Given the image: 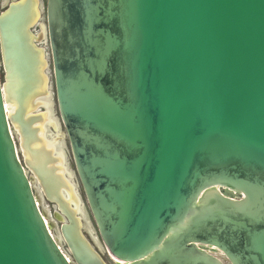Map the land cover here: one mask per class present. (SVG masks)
I'll return each mask as SVG.
<instances>
[{
    "label": "water",
    "instance_id": "95a60500",
    "mask_svg": "<svg viewBox=\"0 0 264 264\" xmlns=\"http://www.w3.org/2000/svg\"><path fill=\"white\" fill-rule=\"evenodd\" d=\"M44 26L109 264H264V0H47ZM4 83L0 264H72L18 157ZM80 220L73 248L62 228L76 260L106 264Z\"/></svg>",
    "mask_w": 264,
    "mask_h": 264
},
{
    "label": "bare ground",
    "instance_id": "6f19581e",
    "mask_svg": "<svg viewBox=\"0 0 264 264\" xmlns=\"http://www.w3.org/2000/svg\"><path fill=\"white\" fill-rule=\"evenodd\" d=\"M40 6V0H17L10 3L1 15L0 32L6 70V81L3 86L5 109L20 134L25 164L38 177L47 197L57 202L68 219L67 238L73 248L72 238L79 237L77 223L83 210L70 181L64 175L65 169L60 167L61 165H51L58 161L54 151L59 155L60 152L59 147L53 146L46 136L45 123L50 121L49 118L51 122L53 120L49 107L52 94L49 91L51 81L48 54L44 46V24L40 23L42 27L40 32L34 31L35 24L41 18ZM42 106L45 107L44 110H41ZM27 128L33 133V146L40 148L42 157L48 158L45 164L51 167L53 186L57 190V195L51 194V189L46 188L39 176L34 162L39 157L34 160L35 152L32 153L29 149L31 139ZM44 219L50 229L47 219L45 217ZM64 233L66 234V228ZM98 263L93 256L90 258L89 264Z\"/></svg>",
    "mask_w": 264,
    "mask_h": 264
},
{
    "label": "rangeland",
    "instance_id": "374dc122",
    "mask_svg": "<svg viewBox=\"0 0 264 264\" xmlns=\"http://www.w3.org/2000/svg\"><path fill=\"white\" fill-rule=\"evenodd\" d=\"M15 0H0V16L7 10L8 6L10 3H12ZM46 6H47V0H41V18L39 20V24L42 23L45 25V11H46ZM35 31H39L40 27L37 25V27L34 28ZM45 46V44H44ZM48 56H49V50L46 49ZM48 66H49V78L51 81V84L49 86V91H51L52 94V101H53V111L59 121V126L57 128H54L52 126H47V133L46 136L49 140H52V137L58 134L62 140L65 142V151H66V156H67V161L66 165L69 170V172L72 173V181L76 185L77 193L81 199V209L83 210L82 216L81 217V232L83 236L86 238V240L89 242L93 250L102 258V260L106 263L109 264L108 258L105 254V252L102 250V244L99 242L97 230L93 224L91 216L88 214L87 210V205H86V200L82 196L80 190H79V184L76 181V175H75V169H74V164L71 158L70 154V149H69V144L68 141L65 137V132H64V127H63V122L59 119L57 107H56V102H55V97H54V91H53V84H52V77H51V64L48 60ZM5 65H4V56H3V50H2V44H1V32H0V75L2 78V82H5L4 76H5ZM10 128H11V133L12 136L15 140L16 147H17V152H18V157L20 158V161L24 166L26 167L28 171V176L31 180L32 187L34 190V193L36 195V199L38 202V206L44 215V217L47 219L48 224L50 226V232L53 235V237L56 239L57 243L59 244L60 248L63 250V252L66 254L68 259L72 264H79L78 261L76 260L63 232L62 228L63 226L67 225L68 219L66 215L61 211L59 208V205L57 204L56 201L50 199L47 197L45 194L44 190L42 189L39 180L33 173V171L25 164V157L23 154V150L21 148L20 144V134L18 133L17 129L14 127L13 122L10 123ZM29 130V128H27ZM29 138L31 139L30 147L29 149L35 153L34 154V160L37 158L35 162V167L37 171L39 172V176L41 177L43 183L45 184L47 189H51V194L52 195H57V190L53 186V177L51 173V167L45 164L47 162V157H42L40 148L33 146L34 144V136L32 131L29 130ZM59 147L58 145H56ZM57 153V152H56ZM37 161V163H36ZM40 161V162H39ZM58 180V179H57ZM56 182V181H55ZM79 216V215H78ZM218 259H220L224 264H226L224 256H219V255H214Z\"/></svg>",
    "mask_w": 264,
    "mask_h": 264
},
{
    "label": "flooded vegetation",
    "instance_id": "af4514ba",
    "mask_svg": "<svg viewBox=\"0 0 264 264\" xmlns=\"http://www.w3.org/2000/svg\"><path fill=\"white\" fill-rule=\"evenodd\" d=\"M15 1H17V0H15ZM40 3H41V0H40ZM39 22V21H38ZM36 23L35 24V27H37V25H39V27H40V30L39 31H35V33H38V32H40L41 30H42V27H41V24H39V23ZM34 27V28H35ZM51 104H49V107H50V110H51V116H52V122H51V119L49 118V120L50 121H48V122H46L45 123V126H46V128H47V126H52V127H54V128H57L58 126H59V121H58V119H57V117H56V115H55V113H54V111H53V101H52V97H51V102H50ZM45 109V107H43L42 106V108H41V110H44ZM56 121V122H55ZM53 146L54 145H58L59 146V152H60V155H59V153H56L55 151H54V155H55V157H56V160H58V161H54L53 163H51V165H56V166H60V167H63L64 169H65V172H64V175L68 178V180L70 181V183H71V185H72V189H73V191L75 192V195H76V197L78 198V200L80 201V206H81V199H80V197H79V195H78V193H77V189H76V185H75V183L72 181V173L71 172H69V170H68V168H67V165H66V161H67V156H66V151H65V142H64V140H62L61 138H60V136L58 135V134H56L55 136H53L52 137V140H51V142H50ZM57 155V156H56ZM36 176V175H35ZM37 177V176H36ZM37 179H38V177H37ZM39 180V179H38Z\"/></svg>",
    "mask_w": 264,
    "mask_h": 264
}]
</instances>
